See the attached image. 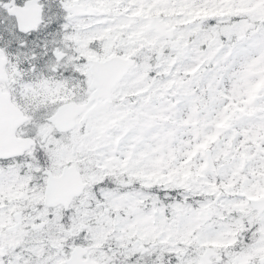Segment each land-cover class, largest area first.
Wrapping results in <instances>:
<instances>
[{
    "label": "snow or ice",
    "instance_id": "snow-or-ice-1",
    "mask_svg": "<svg viewBox=\"0 0 264 264\" xmlns=\"http://www.w3.org/2000/svg\"><path fill=\"white\" fill-rule=\"evenodd\" d=\"M0 264H264V0H0Z\"/></svg>",
    "mask_w": 264,
    "mask_h": 264
}]
</instances>
